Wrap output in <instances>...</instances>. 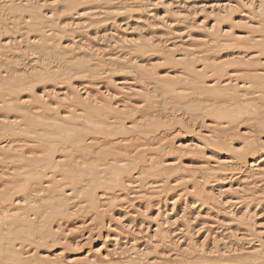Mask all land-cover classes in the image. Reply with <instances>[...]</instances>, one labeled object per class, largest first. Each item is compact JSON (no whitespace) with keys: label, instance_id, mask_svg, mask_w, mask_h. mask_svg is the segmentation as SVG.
Masks as SVG:
<instances>
[{"label":"bare ground","instance_id":"obj_1","mask_svg":"<svg viewBox=\"0 0 264 264\" xmlns=\"http://www.w3.org/2000/svg\"><path fill=\"white\" fill-rule=\"evenodd\" d=\"M0 264H264V0H0Z\"/></svg>","mask_w":264,"mask_h":264}]
</instances>
